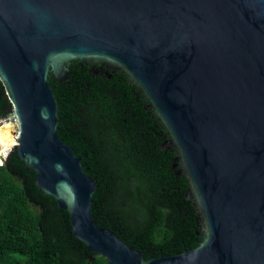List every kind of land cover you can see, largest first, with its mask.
<instances>
[{
	"label": "water",
	"instance_id": "water-1",
	"mask_svg": "<svg viewBox=\"0 0 264 264\" xmlns=\"http://www.w3.org/2000/svg\"><path fill=\"white\" fill-rule=\"evenodd\" d=\"M70 60L127 76L173 149L198 215L192 248L144 259L91 216L95 182L56 133L49 73ZM13 152L106 264H264V0H0Z\"/></svg>",
	"mask_w": 264,
	"mask_h": 264
},
{
	"label": "trees",
	"instance_id": "trees-1",
	"mask_svg": "<svg viewBox=\"0 0 264 264\" xmlns=\"http://www.w3.org/2000/svg\"><path fill=\"white\" fill-rule=\"evenodd\" d=\"M126 79L118 70L93 73L76 60L64 79L47 77L57 102L56 133L95 182L92 218L149 259L194 247L200 225L185 198L186 180L171 167L173 149L160 147L163 128ZM11 111L0 81V117ZM33 176L13 151L0 165V264H106L73 236L67 212Z\"/></svg>",
	"mask_w": 264,
	"mask_h": 264
},
{
	"label": "built area",
	"instance_id": "built-area-1",
	"mask_svg": "<svg viewBox=\"0 0 264 264\" xmlns=\"http://www.w3.org/2000/svg\"><path fill=\"white\" fill-rule=\"evenodd\" d=\"M3 122H8L11 124V126H13V128L15 129V133H16L13 136L16 138V136H17V120H16V117L12 111L3 117H0V124ZM14 145H15V143H13L12 145H8L6 147H3L0 145V165H2L4 163V161L7 159L8 155L13 151Z\"/></svg>",
	"mask_w": 264,
	"mask_h": 264
},
{
	"label": "rangeland",
	"instance_id": "rangeland-1",
	"mask_svg": "<svg viewBox=\"0 0 264 264\" xmlns=\"http://www.w3.org/2000/svg\"><path fill=\"white\" fill-rule=\"evenodd\" d=\"M6 124L8 125L9 128L7 129H2L1 126H0V145L5 147L7 145L8 142L9 144L8 145H12L13 143H15V141L13 140L14 136L16 133H15V129L13 128V126H11L10 123H7ZM5 143V144H4Z\"/></svg>",
	"mask_w": 264,
	"mask_h": 264
},
{
	"label": "flooded vegetation",
	"instance_id": "flooded-vegetation-1",
	"mask_svg": "<svg viewBox=\"0 0 264 264\" xmlns=\"http://www.w3.org/2000/svg\"><path fill=\"white\" fill-rule=\"evenodd\" d=\"M86 65L89 66L90 70L93 72V73H96V71L99 69H103L105 71H111L108 67H106L103 63H100V62H97L95 63L94 67H92L89 63H85Z\"/></svg>",
	"mask_w": 264,
	"mask_h": 264
},
{
	"label": "bare ground",
	"instance_id": "bare-ground-1",
	"mask_svg": "<svg viewBox=\"0 0 264 264\" xmlns=\"http://www.w3.org/2000/svg\"><path fill=\"white\" fill-rule=\"evenodd\" d=\"M4 123H6V122L1 123L0 126H1L2 124H4ZM7 123H8V122H7ZM14 138H15V137H14ZM14 141H15V139H14Z\"/></svg>",
	"mask_w": 264,
	"mask_h": 264
}]
</instances>
